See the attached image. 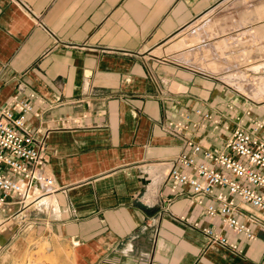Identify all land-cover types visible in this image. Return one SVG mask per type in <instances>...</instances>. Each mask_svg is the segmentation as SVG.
I'll return each instance as SVG.
<instances>
[{
	"label": "crops",
	"instance_id": "crops-1",
	"mask_svg": "<svg viewBox=\"0 0 264 264\" xmlns=\"http://www.w3.org/2000/svg\"><path fill=\"white\" fill-rule=\"evenodd\" d=\"M218 1L0 0V110L35 95L25 122L56 188L7 222L0 260L43 248L52 264H259L264 213L235 200L239 220L257 222L253 241L212 221L237 246L229 251L193 228L209 226L202 205L167 178L168 161L191 150L186 138L221 150L235 116L246 128L264 123V100L235 99L221 81L152 53ZM170 122L187 126L183 137Z\"/></svg>",
	"mask_w": 264,
	"mask_h": 264
},
{
	"label": "built area",
	"instance_id": "built-area-1",
	"mask_svg": "<svg viewBox=\"0 0 264 264\" xmlns=\"http://www.w3.org/2000/svg\"><path fill=\"white\" fill-rule=\"evenodd\" d=\"M34 99L33 93L13 96L0 110V232L5 229L12 232L11 226L6 225L11 218L27 209L35 211L56 189L52 176L45 172L42 147L25 122ZM195 113L201 114L200 110ZM184 119L188 121V116ZM203 120L212 121V117L206 113ZM234 122L221 150L203 148L200 143L186 138L185 143L191 150L180 152L168 161L171 168L167 174L173 189L188 186L191 202L203 207L209 226L200 227L195 221L191 223L193 228L199 229L209 243L229 251H236L237 246L217 231L212 221L218 219L222 228L253 241L256 237L250 226L257 222L245 215L244 221L239 220L242 212L235 200L264 213V140L257 135L264 131V123L253 119L246 128L237 116ZM212 123L217 127L215 120ZM168 128L175 137H183V131L187 130L180 122H170ZM199 153L203 162L196 160ZM202 197L212 201L203 205ZM260 227L264 231V225ZM259 264H264V253Z\"/></svg>",
	"mask_w": 264,
	"mask_h": 264
},
{
	"label": "rangeland",
	"instance_id": "rangeland-1",
	"mask_svg": "<svg viewBox=\"0 0 264 264\" xmlns=\"http://www.w3.org/2000/svg\"><path fill=\"white\" fill-rule=\"evenodd\" d=\"M263 6H264V0H219L218 2H216V4L210 7V9L202 13V15L194 18L193 20L188 22V25L176 31L174 35L169 37V39L162 42L159 46L154 47L152 49L153 50L152 53L159 57L164 56L163 58L169 61L177 62L182 65L189 66L185 62V57L183 56L184 50L182 49L176 50L173 49L172 47V45L177 41V39L179 40L181 38V37L175 38V35L180 31L189 29V27L192 26L193 24L198 23V25L192 27L190 31L197 32L198 34H200L201 37H203L202 41H205L206 37H204L205 36L204 31L208 24V26H210V29L207 30V32L208 34L209 33L212 34V36L214 37V40L212 39L210 42L216 41L219 38H223V37L228 39V41L226 40L228 42V47L225 50H220V49L217 50L216 55H218L220 52L222 53V54L220 53L218 57L215 58V62L217 61V64L219 62V65L227 66L230 71L233 70V67L235 66L234 64H238L240 62L239 59L240 60L244 59L242 61L244 63L245 59L250 57L249 59H247L249 63L255 65L261 64L262 62H264V35L261 34L264 31V17L262 18L264 14L260 16L261 13L260 11H264ZM204 15L207 16L203 18ZM259 34L262 36H260ZM241 54L242 55L246 54V57L245 56L243 57ZM232 58H235L236 61L235 59ZM241 71L242 72L245 71L244 73L248 77H252V78L256 77L255 79H257V77L258 79L264 77V70L261 71L262 72L261 73L260 71H253L250 69L246 70V68L243 69L242 67ZM198 72H202V71H198ZM202 73H206L212 78L221 81L225 85V87H227L229 94H233V95L235 94V99H239V100L243 99L242 101L248 104L259 103L264 100V93L260 97H255V99L252 96L247 97L242 93H240L238 90H236V88H233L230 85H228L223 79L221 80L220 78H217L216 76L211 75L206 71ZM245 107H247L246 104ZM39 252L43 253V257L41 258L38 257ZM6 260L7 259H5L4 256V258L0 260L1 261L0 263L5 264L7 262ZM34 263L52 264V260L45 253L43 248H38V250L36 251H31V250L25 251L23 253V256L19 260L14 261L13 264H34Z\"/></svg>",
	"mask_w": 264,
	"mask_h": 264
},
{
	"label": "bare ground",
	"instance_id": "bare-ground-1",
	"mask_svg": "<svg viewBox=\"0 0 264 264\" xmlns=\"http://www.w3.org/2000/svg\"><path fill=\"white\" fill-rule=\"evenodd\" d=\"M260 12H261L260 16H262L264 14V11H260ZM257 13H258V11H257ZM206 16L207 15H204L203 18ZM263 17L264 16H262V18ZM196 25H198V23L193 24L192 26L189 27V29L185 28L186 30H183V31H180L179 33H177L175 35V38L176 37H181V38L179 40L177 39V41L172 45L173 49L184 50L183 56L185 57V62L189 66H192L197 71H202V72L206 71L207 73L214 75L217 78H220L221 80L223 79L228 85H230L233 88H236V90H238L240 93H242L243 95H245L247 97L252 96L255 99V97H260L261 95H263V93H264V77L259 78V79H258V77H257V79H255L256 77H254V78L248 77L245 75V73H244L245 71L242 72L241 69L243 67V69L246 68V70L250 69L253 71H260L261 72L264 70V62H262L261 64H257V65L251 64L247 60L250 58L248 56L249 58L245 59L244 63L242 62L244 59L243 60L239 59L240 62L238 64H234L235 66L233 67V70H231V71L229 70V68L227 66L219 65V62L217 64V61L215 62V58L218 57V55L221 53L220 52L218 55H216L217 50L218 49L225 50L228 47V42H227L228 39L223 37V38H219L216 41L210 42L212 39L214 40V37L212 36V34H210V33L208 34L207 30L210 29V26H208V24H207L205 31H204V33H205L204 37H206V40L202 41L203 37H201L200 34H198L197 32H194V31H192V32L190 31V29L192 27H195ZM243 33H245V32H243ZM246 33H247V31H246ZM261 34L264 35V31ZM262 35H260V36H262ZM239 38H241V37H239ZM238 43H239V41H238ZM214 48H215V50H214ZM224 55H225V53H224ZM242 56L246 57V54H243ZM232 59H235V58H232ZM235 61H236V59H235Z\"/></svg>",
	"mask_w": 264,
	"mask_h": 264
}]
</instances>
